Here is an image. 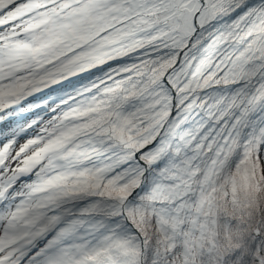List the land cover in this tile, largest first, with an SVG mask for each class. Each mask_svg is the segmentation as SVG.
I'll use <instances>...</instances> for the list:
<instances>
[{
  "label": "snow or ice",
  "instance_id": "6c2138e0",
  "mask_svg": "<svg viewBox=\"0 0 264 264\" xmlns=\"http://www.w3.org/2000/svg\"><path fill=\"white\" fill-rule=\"evenodd\" d=\"M0 264H264V0H0Z\"/></svg>",
  "mask_w": 264,
  "mask_h": 264
}]
</instances>
